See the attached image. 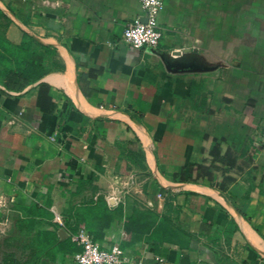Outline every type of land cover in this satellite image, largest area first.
I'll use <instances>...</instances> for the list:
<instances>
[{
	"label": "crops",
	"instance_id": "crops-1",
	"mask_svg": "<svg viewBox=\"0 0 264 264\" xmlns=\"http://www.w3.org/2000/svg\"><path fill=\"white\" fill-rule=\"evenodd\" d=\"M163 2L162 43L139 50L122 36L140 0H0V228L21 254L10 264H73L80 246L65 236L79 229L119 244L124 264H264V0ZM25 36L40 79L19 56ZM217 144L230 164L190 181ZM100 204L160 219L150 232L78 227Z\"/></svg>",
	"mask_w": 264,
	"mask_h": 264
},
{
	"label": "built area",
	"instance_id": "built-area-1",
	"mask_svg": "<svg viewBox=\"0 0 264 264\" xmlns=\"http://www.w3.org/2000/svg\"><path fill=\"white\" fill-rule=\"evenodd\" d=\"M140 4L142 14L125 24L122 40L126 45L135 49L156 50L164 36L160 24L164 2L163 0H140ZM255 146L264 147V131L255 142ZM121 199L120 194L112 196L110 207H117ZM57 220L64 227L63 220L61 218ZM65 239L80 246L79 251L74 254L73 264H124L128 262L119 244L105 240V244L100 245L89 230L79 229L75 233H67Z\"/></svg>",
	"mask_w": 264,
	"mask_h": 264
},
{
	"label": "trees",
	"instance_id": "trees-1",
	"mask_svg": "<svg viewBox=\"0 0 264 264\" xmlns=\"http://www.w3.org/2000/svg\"><path fill=\"white\" fill-rule=\"evenodd\" d=\"M0 17L5 18L1 12ZM0 37L2 40H4L1 34ZM32 43V39L28 36H25L24 42L18 48V53L26 66L27 75L35 79H40L44 75L42 66L32 59L29 60V62L26 61V56L30 48L29 46H31ZM47 90L48 87L46 85H41V92H43L45 96H47ZM212 154L214 157V161H205L201 165H194L190 168V181L196 183H205L206 181L214 182L216 181V178L212 172V166H214V164L219 163L230 164L231 162L230 153H227L225 158L220 157L221 150L218 144L213 149ZM182 176L185 175L182 174ZM181 180L184 181L185 179L181 178ZM75 218L78 227L86 226L92 222H98L102 229L105 230L112 228L115 229L123 224L125 228L124 230L126 232H128L130 228H132V230L150 232L153 228L157 226L160 216L150 209L133 210L131 213L125 214L122 207H119L116 210H110L106 205L100 204L95 207L83 206L76 213Z\"/></svg>",
	"mask_w": 264,
	"mask_h": 264
},
{
	"label": "rangeland",
	"instance_id": "rangeland-1",
	"mask_svg": "<svg viewBox=\"0 0 264 264\" xmlns=\"http://www.w3.org/2000/svg\"><path fill=\"white\" fill-rule=\"evenodd\" d=\"M20 244V241L16 240H6L4 238L3 229L0 228V264H10V261L13 259V255L10 253L11 251H16L17 259H21L20 249H17V245Z\"/></svg>",
	"mask_w": 264,
	"mask_h": 264
}]
</instances>
